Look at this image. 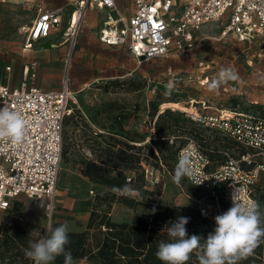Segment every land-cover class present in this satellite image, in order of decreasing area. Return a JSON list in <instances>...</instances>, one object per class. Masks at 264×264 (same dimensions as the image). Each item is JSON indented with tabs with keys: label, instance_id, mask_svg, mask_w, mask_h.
I'll use <instances>...</instances> for the list:
<instances>
[{
	"label": "rangeland",
	"instance_id": "1",
	"mask_svg": "<svg viewBox=\"0 0 264 264\" xmlns=\"http://www.w3.org/2000/svg\"><path fill=\"white\" fill-rule=\"evenodd\" d=\"M41 7L64 10L58 43L65 40L66 43L52 47L55 56L49 60L48 72L58 80L49 81L50 88L60 89L68 84L73 92L68 113L80 110L90 124L89 133H102L107 139L118 136L125 142L132 138L136 140L133 144L142 148V165L127 173L136 180L145 173L143 188L152 194L136 190L124 193L140 199L155 198L159 203L197 205L213 220L227 211L230 205L221 190L216 192L219 198L213 199L211 192L193 187L186 177L180 183L173 181L177 150L186 144L184 137L192 136L191 129L205 135L208 147L222 149L230 142L224 135L192 123L186 110L200 113L237 110L264 118V34L241 41L234 34L224 36L222 23H208L196 31L190 50L139 63L124 48L104 47L98 42L104 14L86 0H0V70L10 64L15 74H21L26 61L22 47L27 38L21 27L31 24ZM80 12L82 18L75 30L72 23ZM222 69H231L237 78L211 90L209 85ZM70 131L79 142L85 140L81 128L71 126ZM171 134L181 138L175 144L162 140ZM152 138H159L162 151L153 145ZM134 151L139 153L138 149ZM89 153L85 146H79L71 149L68 160L62 156L53 198L20 195L12 200L10 208L0 209V242L16 225L13 214H20L31 229L30 234L37 237L44 235L49 226L64 223L69 231H81L89 221L92 207L108 208L95 200L97 190L106 187L85 177L82 165L73 162ZM146 166L152 168L149 176L144 171ZM254 192L263 224L264 171ZM147 214L143 206L132 208L119 202L112 203L110 208L115 221L131 222ZM252 258L255 261L247 263L239 259L236 264H264V252L262 257ZM73 262L100 264L96 259Z\"/></svg>",
	"mask_w": 264,
	"mask_h": 264
},
{
	"label": "built area",
	"instance_id": "2",
	"mask_svg": "<svg viewBox=\"0 0 264 264\" xmlns=\"http://www.w3.org/2000/svg\"><path fill=\"white\" fill-rule=\"evenodd\" d=\"M86 1L106 9L100 40L108 46H127L139 62L190 50L196 31L208 23H222L224 36L234 34L241 41L264 34V0H134L131 13L119 4L120 0ZM60 21L58 11H41L27 28L25 46L31 47L33 41L48 36ZM35 66V62L25 66L18 86L0 84V109L18 112L25 121L22 141L0 139V209L9 208L20 195L53 198L56 192L63 122L73 92L68 84L60 89L37 86L33 82ZM186 113L246 150L236 156L226 152V161L215 167L195 138L184 137L187 142L179 148L177 159L190 153L194 172L192 179H186L211 192L215 199L221 190L230 207L234 192L242 203H258L254 190L264 171V118L237 110ZM180 138L171 136L169 141L175 143ZM145 171L149 176L152 168L146 166Z\"/></svg>",
	"mask_w": 264,
	"mask_h": 264
},
{
	"label": "trees",
	"instance_id": "3",
	"mask_svg": "<svg viewBox=\"0 0 264 264\" xmlns=\"http://www.w3.org/2000/svg\"><path fill=\"white\" fill-rule=\"evenodd\" d=\"M188 118L203 130L219 133L199 124L190 117ZM63 125L62 156L68 160L71 149L74 147L85 146L90 150L91 155L84 154L81 160H73V162L82 165L81 171L85 177H88L94 183L106 187L97 190L95 200L98 205L108 206L105 209L92 207L85 229L69 231L70 244L66 245V250H70L73 260L96 259L100 264H164L156 257L155 253L161 240L170 242L167 230L171 226V222H175L178 217L189 218V222L186 225L189 236L196 234L206 238L208 233L214 230L216 226L215 220L206 215L203 209L197 205H178L174 202L159 203L155 198L140 199L124 193L127 185L131 190L152 194L143 188L145 173L142 172L137 180L127 173L129 170L138 167V165L139 167L142 165V154L140 153L142 148L133 144L136 140L131 138L129 142H125L123 139L117 138L118 136L112 135L111 138L107 139L102 133L94 132L95 135L91 132L89 133L90 124L78 109L73 113L66 114ZM71 126L82 129L85 137L83 142H79L77 135L72 134L70 131ZM191 132L193 133L191 137L200 143L203 151L209 156L215 167L226 161V152H231L235 156L246 152L245 148H242L232 138L225 136L230 142L225 144L222 149L218 147L212 148L205 145L206 137L202 132L196 129H191ZM171 136L177 135L171 134L162 138V140L165 139L170 144H175L179 141L178 139L175 143H171L169 141ZM158 139L152 138V143L157 146L159 151H162V148L159 147L160 141ZM214 140L218 141L217 138H214ZM134 149H138L139 153L134 151ZM151 154L154 155L153 150H151ZM129 178L131 179L129 180ZM190 185L200 189V187L191 183ZM114 187L121 189L119 194L112 191ZM211 198L214 199L215 197L212 196ZM114 202L123 203L132 208L143 206L148 211V214L140 215L131 222L115 221L110 215V208ZM13 218L17 222L13 227L12 233L6 234L0 242V264H18V262L34 264L32 260L25 256V250L29 247V241H36L40 236L34 237L30 234L31 229L27 223L22 221L20 214H13ZM261 226L264 227V223ZM203 242L201 240V243ZM263 252L264 237L261 238L253 252L245 258H241V260L250 263L255 261L252 259H256L252 258V256L260 258ZM53 263L64 264V256L57 257ZM186 264H199V252L194 251L190 254V259Z\"/></svg>",
	"mask_w": 264,
	"mask_h": 264
},
{
	"label": "clouds",
	"instance_id": "4",
	"mask_svg": "<svg viewBox=\"0 0 264 264\" xmlns=\"http://www.w3.org/2000/svg\"><path fill=\"white\" fill-rule=\"evenodd\" d=\"M236 78L231 69H222L209 88L215 90L221 83ZM166 88H171V85H166ZM24 134L25 121L22 116L7 108L0 109V139L18 143L22 141ZM185 176L189 179L194 176L190 153L178 158L172 179L175 183H180ZM124 190L131 191L127 185ZM112 191L119 194L121 189L114 187ZM261 216L258 203H242L234 192L232 206L215 216L216 226L206 238L196 234L189 236L186 229L189 218L181 216L171 222L167 230L170 242L161 240L155 255L164 264H186L190 254L198 251L199 264H236L237 260L250 255L264 237ZM201 240L204 242L201 243ZM69 244L67 223L57 227L49 226L39 239L29 241L25 256L34 264H52L59 256H64V264H74L70 250H66V245Z\"/></svg>",
	"mask_w": 264,
	"mask_h": 264
},
{
	"label": "crops",
	"instance_id": "5",
	"mask_svg": "<svg viewBox=\"0 0 264 264\" xmlns=\"http://www.w3.org/2000/svg\"><path fill=\"white\" fill-rule=\"evenodd\" d=\"M119 4L122 6V7H125L127 6V10H128V13H131L133 10H134V0H120ZM103 14H104V17H103V20L101 22V27H100V30L101 28L103 27L104 25V20L106 18V9L104 8H100L98 6H96ZM43 10H51V11H58L60 14H61V21L56 24L55 26L52 27L50 33L48 36L46 37H42L38 40H35L33 41V45L31 47H26L25 44L27 42V38L23 44V47H22V50H23V56L24 58H26V61L23 63L22 65V69H21V74H15L13 71H14V66L13 65H10L11 66V69L10 70H7L6 67L9 66L7 65L5 67V70H0V84H4V83H7V84H10L11 86H18L21 81L23 80L24 78V69H25V66L27 65H31L32 63H36V66L35 68L32 70V72L35 73V77L33 78V82L43 88V89H51L50 87V84H49V81H56L58 80V78L56 77L55 74H51L50 72H48V65H49V60L52 56H55L51 51H52V47H57L59 45H64L66 42V40L62 43H58L60 42L59 41V37L62 33V17H63V13H64V10L62 7H56V8H44V7H41L39 12H38V16L39 14L41 13V11ZM75 13V12H74ZM73 13V15H74ZM37 16V17H38ZM35 21V20H34ZM33 21V22H34ZM33 22L31 24H28V25H24L21 27L22 31L24 34H26V36H28V33H27V28L29 26H31L33 24ZM100 30L98 32V42L104 46V47H109V48H121V49H125L129 52V55H131L135 61L139 62L137 60V58L130 52L129 48L127 46H108L106 44H104L101 40H100ZM23 58V59H24ZM141 63V62H139ZM89 155H91L89 153Z\"/></svg>",
	"mask_w": 264,
	"mask_h": 264
},
{
	"label": "bare ground",
	"instance_id": "6",
	"mask_svg": "<svg viewBox=\"0 0 264 264\" xmlns=\"http://www.w3.org/2000/svg\"><path fill=\"white\" fill-rule=\"evenodd\" d=\"M81 14V15H80ZM80 14H77V16L75 17V19L73 20V23H72V26L75 27V30H76V26L78 25L79 21L81 20L82 18V12H80Z\"/></svg>",
	"mask_w": 264,
	"mask_h": 264
}]
</instances>
